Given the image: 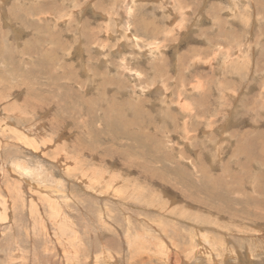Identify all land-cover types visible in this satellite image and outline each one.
Returning a JSON list of instances; mask_svg holds the SVG:
<instances>
[{
    "label": "rangeland",
    "instance_id": "obj_1",
    "mask_svg": "<svg viewBox=\"0 0 264 264\" xmlns=\"http://www.w3.org/2000/svg\"><path fill=\"white\" fill-rule=\"evenodd\" d=\"M195 225L234 256L186 263ZM263 237L264 0H0V264H264Z\"/></svg>",
    "mask_w": 264,
    "mask_h": 264
},
{
    "label": "bare ground",
    "instance_id": "obj_2",
    "mask_svg": "<svg viewBox=\"0 0 264 264\" xmlns=\"http://www.w3.org/2000/svg\"><path fill=\"white\" fill-rule=\"evenodd\" d=\"M133 1V0H132ZM111 21V20H110ZM83 23V22H82ZM108 34H109V30H108V32H107ZM112 35V34H111ZM110 36V35H109ZM133 38V37H132ZM125 43V42H124ZM121 48V47H120ZM118 51V50H117ZM119 52H121V51H119ZM87 69V68H86ZM88 72V71H87ZM184 106L186 107L187 106V104H184ZM41 127V126H40ZM39 127V128H40ZM40 130V129H39ZM33 132V131H32ZM29 133H31V132H29ZM38 134V133H37ZM40 134V133H39ZM45 135V134H44ZM34 136V135H33ZM39 136V135H38ZM37 135H36V137H38ZM55 136V135H54ZM53 136V137H54ZM46 140V139H45ZM44 140V142L42 141L41 142V138L40 139H37V138H33V140H32V142H31V140H30V142H31V144H32V146H34L35 147V149H38L39 147H40V144H44L45 145V143H46V141ZM41 142V143H40ZM47 144V143H46ZM52 146V145H51ZM65 150V149H64ZM54 151H56V150H54ZM64 152V151H63ZM58 156H60V155H58ZM68 156V155H67ZM61 159V160H60ZM62 160H65V159H62L61 157H58V158H56V160L55 161H57L58 163H60L61 164V161ZM63 165V164H62ZM61 165V166H62ZM19 167V166H18ZM72 167V166H71ZM21 168H23V169H25V167H23L22 165H21ZM74 169H76L75 167H74ZM66 170H69V168L67 167L66 168ZM69 171H71V170H69ZM67 172V171H66ZM83 176L85 175L84 173L82 174ZM90 176V175H89ZM90 178V177H89ZM92 178V177H91ZM79 179H81L82 181H83V178H81V177H79ZM87 179V178H86ZM103 181V180H102ZM83 182H85V181H83ZM96 182V181H95ZM100 182H101V180H100ZM105 183V182H104ZM114 183V182H113ZM93 184V183H92ZM28 185V184H27ZM90 185V184H89ZM112 185V184H111ZM110 185V186H111ZM91 186V185H90ZM113 186H115V185H113ZM111 189H112V187H111ZM47 190V189H46ZM111 191V190H110ZM109 191V189H108V193L109 194H111V193H115V194H118L119 195V188H117V187H115L114 188V192L113 191H111L110 192ZM123 191V190H122ZM47 193H51V192H47ZM105 194H106V191H105ZM114 194V195H115ZM121 194V193H120ZM2 199V198H1ZM53 201H51V200H49V202H48V205L50 206V208H51V210H53V211H55L58 215H60L61 214V212L59 211L60 209L58 208V207H55L54 205H53ZM2 205V204H1ZM5 205V204H4ZM3 207V206H2ZM3 209V208H2ZM5 209V208H4ZM6 210V209H5ZM63 214H64V212H63ZM53 215H54V212H53ZM188 216V215H187ZM60 217V216H59ZM170 217V216H169ZM198 217V216H197ZM56 218L57 217H54V219H55V221H57L56 220ZM190 218V217H189ZM61 219V218H60ZM63 219V218H62ZM229 226H231V225H229ZM229 226H228V229H229ZM195 228L193 229L194 230V233L191 235V237H192V240H193V243L195 244V242H198V244H200L201 245V247H205V250H202L201 252H199L200 254H197V253H195L194 251V249H196L195 247H194V249H192V252H189V254L187 253V255L189 256V258L187 257V258H185V261H186V263L187 262H191L192 260H193V262H194V260L196 259V258H198L199 256L201 257H203V256H205V259H207V257L208 256H210V257H213V255L215 254L216 256H219L220 255V249L222 248V251L224 252L225 251V253H226V256L227 255H233L234 256V254H232V251L230 250V248L229 247H227L224 243H223V245H225L226 247H224L223 245H220V244H217L216 243V246H214V244H213V246H212V248H211V252H210V247H211V244H210V247L209 246H206V244L208 243L207 241L209 240V241H211L212 239H213V237H212V239L210 240V234H205V232L203 231V229H202V227H200V226H197V225H195L194 226ZM223 228V227H222ZM237 228V227H236ZM165 230V229H164ZM230 231V230H229ZM233 231V230H232ZM235 231V230H234ZM223 232V231H222ZM228 232V231H227ZM177 233V232H176ZM235 233H236V231H235ZM238 233V232H237ZM200 234V235H199ZM223 234H225V233H223ZM261 235V234H260ZM259 235V236H260ZM224 236V235H223ZM227 237H230V236H227ZM215 238V237H214ZM217 238V237H216ZM223 238V237H222ZM224 238H225V236H224ZM264 238V237H263ZM219 239V238H218ZM258 240H259V238H257ZM255 240V239H254ZM254 240H253V242H252V244L254 243ZM225 241H226V239H225ZM231 241V240H230ZM190 242H191V240H190ZM213 242V241H212ZM211 242V243H212ZM216 241H214V243H215ZM248 242V241H247ZM173 243H176L177 244V242L174 240L173 241ZM231 243V242H230ZM193 244V245H194ZM161 245H163V244H161ZM192 245V244H191ZM197 245V244H196ZM209 245V244H208ZM250 245V244H249ZM248 245V246H249ZM260 245H263V244H260ZM221 246H223V247H221ZM257 246H259L258 244H257ZM161 247V246H160ZM169 247V246H168ZM177 246H175V248H176ZM191 247V246H190ZM193 247V246H192ZM191 247V248H192ZM197 247V246H196ZM200 247V248H201ZM252 247V246H251ZM162 249H163V247H161ZM167 248V247H166ZM165 248V249H166ZM199 248V247H198ZM236 248V247H235ZM249 248V247H248ZM255 248V247H254ZM259 248V247H258ZM262 248H263V246H262ZM160 249V248H159ZM250 249V248H249ZM159 251V250H158ZM163 251H165V250H163ZM167 251V250H166ZM199 251V250H198ZM212 251H214L213 253H212ZM227 251H229V252H227ZM238 251V250H237ZM260 251H261V248H260ZM264 250H262V252H263ZM162 252V251H161ZM196 252H197V249H196ZM219 252V253H218ZM251 252H254L253 250H251ZM257 252V251H256ZM222 253V252H221ZM242 254H244V253H242ZM253 254V253H252ZM257 254V253H256ZM263 254V253H262ZM160 255H161V253H160ZM175 255V254H174ZM184 255V254H183ZM186 255V256H187ZM254 255V254H253ZM252 255V256H253ZM164 256H166V255H164ZM169 256H171V255H169ZM225 256V254H223V257ZM237 256V255H236ZM261 256V255H260ZM263 256V255H262ZM103 257H104V255H103ZM161 257V256H160ZM175 257V256H174ZM201 257V258H202ZM230 257V256H229ZM238 257V256H237ZM244 257H245V255H244ZM248 257V256H247ZM251 257V256H250ZM255 257V256H254ZM105 259H106V257H104ZM162 258V257H161ZM166 258V257H165ZM204 258V257H203ZM216 258V257H215ZM109 259H111V258H109ZM175 259V258H174ZM240 259V258H239ZM166 260V259H165ZM176 260V259H175ZM211 260V259H210ZM184 261V262H185ZM196 261V260H195ZM173 262H174V260H173ZM197 263H199V262H197ZM94 264V263H93ZM99 264V263H98ZM177 264V263H176ZM234 264V263H233ZM249 264V263H248Z\"/></svg>",
    "mask_w": 264,
    "mask_h": 264
}]
</instances>
